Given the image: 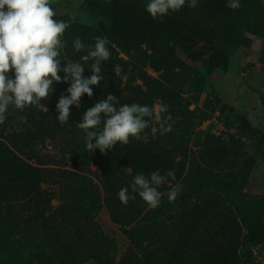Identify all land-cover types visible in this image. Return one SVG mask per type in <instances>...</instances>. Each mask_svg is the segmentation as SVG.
Here are the masks:
<instances>
[{
  "label": "trees",
  "instance_id": "obj_1",
  "mask_svg": "<svg viewBox=\"0 0 264 264\" xmlns=\"http://www.w3.org/2000/svg\"><path fill=\"white\" fill-rule=\"evenodd\" d=\"M85 2L92 11L101 10L111 22L105 38L112 44L126 47V52L139 44L147 46L144 59L157 75L143 72L142 84L120 88L113 77L119 59L108 44L111 57L102 64L108 87L93 86V96L84 95L80 107H72L66 124L57 120V104L53 115L36 108L21 112L10 107L8 119L0 125V264H83L90 259L97 264H251L248 243L257 244L264 236V216L257 210L263 196H249L242 189L256 159L244 154L240 143L232 140L215 147L205 166L201 148L194 149L190 144L201 132L196 129L211 116L199 106L191 110V104L180 94L182 82L172 81L175 70L185 64L178 53L197 64L202 74L198 82H205L216 70L227 73L230 52L241 43L239 24L227 14L219 33L211 37L206 21L193 20L181 12L152 19L146 11L147 0H111L108 5L98 0ZM60 19L68 23L70 16ZM65 34L66 51L76 61L82 52H74V38L79 37L86 45L94 44L97 36L104 38L84 26L66 29ZM91 63L85 67L86 77L92 75ZM53 88L58 101L68 95L62 83ZM107 91L119 99L118 106L138 103L154 107L156 98H160L169 106L166 115L180 123L176 126L174 149L165 146L171 144L168 132L161 138L162 144L133 139L126 146L117 143L107 155L99 149L89 155L85 133L77 124L88 108L106 99ZM21 117L25 119L23 124ZM252 117L244 116L240 125L259 139L255 151L261 153L264 164V128L257 125L258 114ZM186 118L193 123L185 124ZM146 119L150 126L145 133L153 125V118ZM59 134L72 151L75 166L89 162L98 165L105 197L86 176L61 171L67 197L54 210L52 195L41 189L47 178L35 146ZM222 163L226 165L225 173L218 171ZM128 167L130 171H125ZM171 169H175V180L160 191L167 192L170 186L179 184L180 194L174 202L165 195L160 206L151 209L131 192L137 173L149 176L153 171L163 174ZM122 187H128L129 194L136 198L121 203L118 191ZM237 187L241 190L239 196H234ZM21 206H25L23 211ZM102 207L108 209L112 222L127 237L128 246L123 252L94 220ZM246 216H250L247 224Z\"/></svg>",
  "mask_w": 264,
  "mask_h": 264
},
{
  "label": "rangeland",
  "instance_id": "obj_2",
  "mask_svg": "<svg viewBox=\"0 0 264 264\" xmlns=\"http://www.w3.org/2000/svg\"><path fill=\"white\" fill-rule=\"evenodd\" d=\"M101 5H108L111 0H98ZM229 0H197V7L190 8L187 5L179 12L187 15L193 20H202L207 22V31L211 37L219 33L221 25L224 23L225 15L234 19L239 24L241 43L239 46L232 48L230 52V65L227 73L223 74L219 70L214 71L211 77L205 82H198L202 79V74L196 63L187 61L181 54L179 57L184 61V66L175 70L174 79L182 82L179 88L180 94L194 110L196 106L205 109L211 119L200 125L197 131H201L190 145L201 148L204 161L202 163L208 166L209 160L213 157V149L221 147L232 140L238 141L242 146V152L256 159V163L247 179L242 191L243 193L263 198V202L257 210L264 216V164L261 160V153L255 151V146L259 139L251 137L241 128V120L244 116L252 117L253 113L259 115L257 125L264 128V60L262 51L264 48V0H241L242 7L238 10L229 11L226 6ZM53 7L57 11L54 19L59 20L61 17L70 16V21L66 23L67 29L84 26L100 36L107 37L111 27V22L103 15L101 10L92 11L85 0H52ZM149 2V0H147ZM208 12L211 14L208 15ZM66 34H64V39ZM109 41V40H108ZM118 56V63L114 68L113 77L120 88L124 89L138 84H142L141 76L143 72L155 77L154 73L144 56L147 52L145 44H139L137 47L126 52V47H119L109 41ZM87 51L82 52L86 55ZM75 57V56H74ZM61 66H66L68 61H76L72 53H68L66 48L61 50ZM76 59V57H75ZM65 62V63H64ZM89 62L84 64V68ZM63 78L64 73H59ZM65 88L70 87L68 83H62ZM105 79L100 81L96 87L105 89L108 87ZM107 94L110 92L107 91ZM54 93L48 100H42L41 103L48 107L46 114L54 113L53 109L58 101ZM155 108V106H154ZM43 112V111H42ZM44 113V112H43ZM155 116V110H154ZM254 118L252 117V120ZM254 121V120H253ZM22 124L25 119H22ZM172 128L170 133L171 144L167 142L165 146L174 149V141L177 138V123L173 118L169 121ZM193 123L191 119H185V124ZM166 134H161L159 121L153 117V125L150 131H147L141 139L144 143L156 142L163 143L161 138ZM63 134H59L55 139H48L44 143L35 146V153L42 161L41 167L45 169L47 180L41 184V189L52 195L54 210L64 203L67 197V191L64 190V176L61 171H72L86 176L87 181L95 183L102 196L105 197L104 178L95 162L85 163L82 166L74 165L72 160V151L65 146L66 142L62 140ZM179 160V158H178ZM226 165H220L219 172L225 173ZM221 170V171H220ZM88 183V182H86ZM237 187L233 191L234 196H239ZM73 206L77 202L71 201ZM25 206H21L23 211ZM26 213V212H25ZM250 216H246V223H249ZM95 222L100 224L104 233L114 239L123 252L128 246V240L120 226L112 222L109 211L102 207L95 217ZM264 221V219H263ZM264 234V233H263ZM260 242V241H259ZM248 243L251 247V264H264V236L260 243ZM255 244V245H253ZM249 249V248H248ZM83 264H97L92 259L85 261Z\"/></svg>",
  "mask_w": 264,
  "mask_h": 264
},
{
  "label": "clouds",
  "instance_id": "obj_3",
  "mask_svg": "<svg viewBox=\"0 0 264 264\" xmlns=\"http://www.w3.org/2000/svg\"><path fill=\"white\" fill-rule=\"evenodd\" d=\"M197 7V0H149L146 11L156 20L170 12L181 11L185 6ZM232 10L242 7L241 0H229L226 5ZM57 11L52 0H0V125L8 119L10 107L23 111L36 108L47 113L48 107L41 103L53 94L54 84L68 83V95H62L56 105L59 113L57 120L66 124L73 106L80 107L81 98L93 96V86L104 79L102 64L111 57L107 38L95 37L94 44L86 45L79 37L72 41L75 53L83 52L79 61L64 62L61 66V50L66 48L64 34L68 25L62 19L56 20ZM92 61L90 72L84 75V64ZM63 72L61 78L59 73ZM119 99L109 93L88 108L82 115L77 127L84 131L86 151L92 155L96 149L107 155L119 143L126 146L131 140H141L149 128V119L159 121L161 134L171 131L170 115H166L169 106L156 98L155 108L138 103L120 105ZM155 110V116H154ZM24 119V117H21ZM125 171H130V167ZM175 180V169L161 174L153 171L149 176L137 173L131 184V192L138 195L151 209L160 206L166 195L174 202L180 194L179 184L170 186V190L160 189ZM123 204L134 200L128 187L118 191Z\"/></svg>",
  "mask_w": 264,
  "mask_h": 264
}]
</instances>
